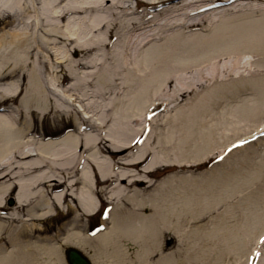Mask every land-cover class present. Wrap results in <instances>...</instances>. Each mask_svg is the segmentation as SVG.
Wrapping results in <instances>:
<instances>
[{
    "label": "bare ground",
    "instance_id": "6f19581e",
    "mask_svg": "<svg viewBox=\"0 0 264 264\" xmlns=\"http://www.w3.org/2000/svg\"><path fill=\"white\" fill-rule=\"evenodd\" d=\"M36 1L28 5L22 0H0V105L9 104L0 112V264H33L40 258L50 264L59 249L58 244L48 242L52 233V238L63 236L59 246L66 243L81 250L91 246L96 264H217L218 258L212 259L214 252L245 253L243 237L230 225L223 235V231L215 234L221 236L212 245L216 249L207 251L203 243L213 237L215 228L206 233L204 226H195L223 196L211 180L215 169L197 175L173 173L153 189L132 188L136 181H147L156 167L191 166L213 151L211 121L216 115L215 94L223 91L221 84L208 89L204 102L195 100L186 106L180 113L185 121L173 119L174 128L156 135L154 147L148 138L132 154L118 152L135 144L136 135L129 137L123 129L127 120L138 124L154 102L169 103L162 95L184 93L185 86L178 82L185 73L199 78V88L210 81L220 83L219 72L206 78L198 69L190 71L204 63H218L234 52L245 54L249 45L264 46V7H260L264 0H247L243 7L232 1L212 12H202L212 7L209 0H82L81 6H72L68 0H46L39 12ZM132 1L136 8L129 5ZM229 1L222 0L224 4ZM168 3L183 5L157 11ZM30 9L35 12L33 21L22 22ZM178 10H182L178 18H167L166 12ZM82 12L89 20L77 29L70 28L69 15ZM203 27L207 31L186 35ZM60 28L68 34L63 35ZM72 29L73 35L84 29L90 37L76 39ZM60 35L82 48V56L57 57L52 51ZM254 87L258 100L250 110L235 107L231 125L242 122L249 112L263 120L264 84ZM53 93L68 105L54 101ZM105 94L124 96L103 109L104 113L91 115L89 96ZM38 115L43 120L49 116L51 125L61 129L71 124L73 131L55 139L35 137L31 121ZM259 124L257 129L264 131V120ZM103 142L111 150L109 158L100 156ZM125 178L130 180L122 187L120 181ZM13 192L14 205L9 207L5 201ZM99 196L109 203L98 220L101 232L90 238L83 222L101 204ZM58 215L62 223L42 237L45 231L40 222ZM253 219L256 228L262 225L256 215ZM245 220L242 225L250 228L252 221L246 225ZM15 221L20 224L13 225ZM164 234L177 238L176 248L167 254L160 249ZM124 239L135 246L133 255L120 246ZM261 259L257 264H264Z\"/></svg>",
    "mask_w": 264,
    "mask_h": 264
},
{
    "label": "rangeland",
    "instance_id": "374dc122",
    "mask_svg": "<svg viewBox=\"0 0 264 264\" xmlns=\"http://www.w3.org/2000/svg\"><path fill=\"white\" fill-rule=\"evenodd\" d=\"M45 1L46 0L36 1L37 12H39L41 9V3ZM81 1L82 0H68L69 4H71L72 6H81ZM146 1L148 0H142V2ZM199 1L206 2L208 0ZM210 1H221L222 4L219 7L214 6L215 8L211 10H202V12L221 10L222 8L230 5L227 3L223 4L222 0ZM22 2L28 5L30 4V0H22ZM235 2H240V4L242 5H240V7H243L245 6L247 0H235ZM129 5L134 8L135 1L129 3ZM182 5L183 3H168V5L164 4L160 6L157 11L167 9L169 10L170 7H173L177 10L181 8ZM263 5L260 7H264ZM255 7L257 8L258 6ZM138 9L143 8L139 6ZM157 11L155 10L154 12ZM181 12L182 10L174 11L171 14L170 12H166V14H168L167 18L175 20L179 17V14ZM86 14L87 13L84 12L78 14H70V28H73L72 25L75 29H77L78 25L84 26V24L89 20L88 15ZM34 15L35 12L30 9L22 19V22H32L34 19ZM175 15L178 16L174 18ZM254 15L256 17V14ZM65 23L66 22H63L62 25H65ZM199 30H206V28L203 27V29H195L194 31H191L189 33L187 32L188 34L186 33V35L199 33ZM60 31L63 33V35L68 34L67 32H64L63 28H60ZM0 32H2V26H0ZM70 32L71 35L76 39L79 38L80 40H82L90 37V35H88L84 29L77 30V33L75 35L72 34L73 29L70 30ZM59 37L64 39L65 42L61 41L62 39L58 38L56 46H54V49L52 51L57 57L78 59L82 56L84 50L80 47H76L74 41H67L66 39L68 37L63 38L64 36L62 35H60ZM253 46L254 47H251L249 45L248 49L243 50L244 53L246 52L245 54H238L240 52H234L232 55L226 56V58L221 57V60L218 63H214L211 65H207L204 63L199 67L191 69L190 71L194 72L196 69H198L200 72H203V76L206 78H209L215 75L216 72H219L217 78L218 80H220V83H214L210 81L206 82L205 86H203L202 88H199L198 86H196L198 84L199 78L195 77L194 73H185V76H181L179 82H177L180 85L185 86L184 93H181L179 95H171L169 93H166V95H162L163 98L168 99L169 103H167L166 101L155 100L156 102H154L145 110L144 113H142V116L138 120V124L133 120L132 122L127 120V124L124 125L125 127H123V129L125 131H128L129 137H131L133 133L134 135H136V137L134 138V142H136V144L129 150L121 149L118 152V155H124L126 152H131L132 154L133 152H136L138 149H140L148 138L150 139L149 143L151 144V147H154V137L156 138V135H165L164 133L167 132V129L169 127L174 128L173 119H177L178 121L183 119L185 121L186 117L181 116L180 113H182V110H185L186 106H190L191 103L195 100L204 102L205 98L208 96V89H211L215 85L221 84L219 87H222L223 91L219 90L218 93L215 94L216 97L214 100L216 101L214 102V112L216 115L215 119L211 121L213 151L206 157L202 158L199 162H195L196 164L193 163V165L191 166L162 165L163 167H156L153 172H151L147 177V181H143L144 179H141L140 181H136L132 186L133 189H137L139 191L147 190L146 186H150V188L148 189H153L154 187H157L166 176H169L173 173L188 172L197 175L207 174L211 169H215V177L211 180L214 183V188H216L219 194L222 193L223 196L220 198V200H218L217 203L215 201V207L212 208L209 213L203 215L198 224L195 225L196 227L200 225L204 226V231H206V233H208L213 227L215 228L213 237H208V239L203 243V248L205 249V251L209 249H216L217 246L212 247V245L220 241L221 236L218 238V235L215 234L223 231L221 232L223 235L227 225H230L232 227V230L237 231L243 237V240L246 243V252L242 253L241 255H238L234 252L230 253L229 255L225 253L214 252L215 254L213 255L215 256L212 257V259L218 258L217 264H221L222 262H226L228 264V261H230L229 264H245L250 260L251 262L249 264H257L258 258H262V261L264 260V137L261 139V142L259 144L256 140L252 143L246 144L245 146L240 145V142L243 139H247L249 136H252V134H256L258 130L257 127L260 125L259 122H262L264 118L261 121V119H259L260 115H255L256 113L249 112L247 117L244 118L242 122L234 126L231 125L232 110L239 105L249 108L250 110L254 105L253 103L258 100V92L255 90L254 85H256V83L264 84V46ZM33 59L34 58L29 61L27 71L32 68L31 61ZM34 64L36 65L35 62ZM56 67L54 65V69H58ZM46 71L49 72V70ZM24 72H22V75H24L25 80H27L26 76H28V72ZM56 74H58V77H60V73L57 72ZM224 85L232 89L227 90L226 87H223ZM189 86H192V88H189ZM23 88L24 86L22 85V96ZM77 96V94H71L72 98H75ZM123 96L124 95L120 94L117 98H115L116 95H90L88 98V102L90 105L89 111L91 112V115H97V113L101 111V113H104L103 109L105 110L107 106L111 107L112 102L121 99ZM50 97L58 104H61L63 106L68 105L67 100L60 95H54L53 93V95H50ZM19 99H21V96H19L18 99L15 100V103H12L13 106L16 105ZM242 101H245V103H242ZM84 103H87V101ZM4 105L5 107H8L9 104L7 102ZM49 121V116H47V118L45 117L44 120L40 115H38V117H33V121H31V127L35 137L41 136V138H45V140L50 138L55 139L73 131L74 127H72L71 124L65 125L61 129L60 127L62 126H53ZM208 123L209 121L206 122V124ZM145 127L146 130L144 133H142ZM107 145V142L103 145L104 148L101 151L100 156L104 155L106 158H109L108 155L111 150L106 149ZM150 158L151 155L147 157V161H149ZM117 164L120 165L118 162ZM140 175H142L141 172ZM129 180L130 179L125 178L124 180L120 181L122 187H126V184ZM224 182L228 183L227 188H224ZM12 194H14V192ZM11 198L12 195L6 199L5 204L7 206H9ZM98 199L102 201L101 203H103V206L108 201L101 196H99ZM124 201V203L127 205V201ZM107 203H109V201ZM13 205L14 203L12 204V206ZM102 212L103 211H101V213ZM144 213H147V210ZM255 215L258 217V219H261L262 224L261 226L257 225V228L254 224L255 220L253 219ZM18 218H21L20 214L18 215ZM245 218L246 220L248 219L246 225H249V223L252 221L253 224H251L250 228L247 227L245 229V226L242 225ZM51 219L42 221V223L40 222L41 227H43L45 231L42 237L46 235L48 236L49 231H54L62 223L59 215L54 219ZM98 220L99 219L97 216L90 218L88 221L84 220L83 223H85L86 227H88L91 231L94 227H96V225H98ZM225 221H227V223H225ZM17 224L20 223H18L17 221L13 223V225ZM219 228L220 231L217 232ZM98 231L99 230L96 229L92 232H88L87 236L93 238L92 236ZM51 235L54 234L52 233L47 237V239L51 238L48 239V242L58 244L59 249L57 256L54 257L52 261L49 260L51 261L50 264H67L64 256V250L66 248H76L82 251L90 259L92 264L98 263V261L95 259L93 248L91 246H88L86 250H81L66 243H63L64 245L61 244L59 246V241L63 236L52 238ZM121 245L123 246V248H128V255L134 254L135 246L133 245L131 240L124 239V241L120 243V246ZM176 246L177 238L171 234H164V237L160 241V249L162 250L161 253L167 254L169 252H172L176 248ZM202 251L203 250L199 248V255L202 254L203 256L205 252ZM153 255H155V253ZM156 258L157 257H154L153 260H155ZM47 263L48 260H45L44 258H40L38 261L36 260L35 262H33V264Z\"/></svg>",
    "mask_w": 264,
    "mask_h": 264
},
{
    "label": "water",
    "instance_id": "95a60500",
    "mask_svg": "<svg viewBox=\"0 0 264 264\" xmlns=\"http://www.w3.org/2000/svg\"><path fill=\"white\" fill-rule=\"evenodd\" d=\"M65 258L67 264H90L84 255L75 249H67L65 251Z\"/></svg>",
    "mask_w": 264,
    "mask_h": 264
}]
</instances>
